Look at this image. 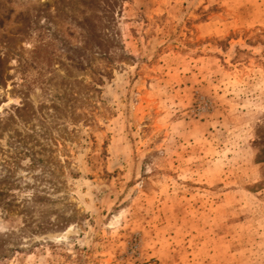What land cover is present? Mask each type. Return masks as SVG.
I'll return each instance as SVG.
<instances>
[{
	"label": "rangeland",
	"instance_id": "rangeland-1",
	"mask_svg": "<svg viewBox=\"0 0 264 264\" xmlns=\"http://www.w3.org/2000/svg\"><path fill=\"white\" fill-rule=\"evenodd\" d=\"M0 264H264V0H0Z\"/></svg>",
	"mask_w": 264,
	"mask_h": 264
}]
</instances>
